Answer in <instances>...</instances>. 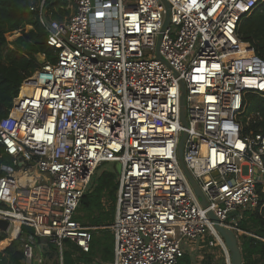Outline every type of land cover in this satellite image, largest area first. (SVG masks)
<instances>
[{
	"label": "built area",
	"instance_id": "1",
	"mask_svg": "<svg viewBox=\"0 0 264 264\" xmlns=\"http://www.w3.org/2000/svg\"><path fill=\"white\" fill-rule=\"evenodd\" d=\"M166 2L164 28L162 0H75L62 19L49 17L44 0L35 7L54 60L37 55L43 62L0 119L11 158L1 165L10 202L0 199V219L8 232L16 221L17 234L33 229L23 237V264L42 261L35 237L59 249L61 264L65 242L91 250L97 227L75 212L105 162L120 164L109 264H176L190 252L186 239L204 242L199 250L213 263L231 264L208 211L237 240L258 237L239 222L264 205V130L243 133L263 121L248 95L264 98V59L238 27L264 0ZM183 132L182 161L205 207L179 164Z\"/></svg>",
	"mask_w": 264,
	"mask_h": 264
},
{
	"label": "trees",
	"instance_id": "2",
	"mask_svg": "<svg viewBox=\"0 0 264 264\" xmlns=\"http://www.w3.org/2000/svg\"><path fill=\"white\" fill-rule=\"evenodd\" d=\"M40 1L42 0H0V119L10 111L22 80L39 66L37 55L44 53L46 60H54L53 47L46 42L47 30L40 23L35 9ZM69 3L70 0H44L43 6L51 16L62 19L71 14ZM26 26L30 28L26 30ZM13 31H19L20 34L8 43L5 34ZM238 33L240 39L250 43L255 53L264 59V3L242 18ZM248 97L250 103L255 101L253 111L260 113L263 121L250 122L244 127L243 133L250 129L264 130V98L255 93ZM10 163L11 158L4 153V147L0 143V178L4 175L1 165ZM112 164V168L95 173L75 212V218L82 224L97 227L92 230L91 250L81 253L75 245L70 244L71 250L63 251L62 264H75L79 260L88 263L96 259L105 264L112 259L113 237L108 226L114 216L119 172L117 164ZM103 200L112 203L109 210L103 208ZM79 212L83 215H79ZM247 217L251 225L243 219L239 226L259 238L243 236L238 240L242 264H264V205L258 206ZM18 225L15 224V228ZM25 233L33 234V229L22 226L20 235L15 239L13 238L17 233L14 229L9 231L8 237L5 232L0 231V248L4 247L0 249V264H23L22 243ZM35 241L40 242L41 238L35 237ZM48 246L58 254L53 243L48 241ZM57 263L59 264V260ZM176 264H191L189 256L185 254Z\"/></svg>",
	"mask_w": 264,
	"mask_h": 264
},
{
	"label": "water",
	"instance_id": "3",
	"mask_svg": "<svg viewBox=\"0 0 264 264\" xmlns=\"http://www.w3.org/2000/svg\"><path fill=\"white\" fill-rule=\"evenodd\" d=\"M162 2L164 3V6L166 8V13H165V21L163 23V28L168 24L169 22V4L166 2V0H162ZM156 56L159 57L158 54V44L156 47ZM39 63L43 62V59L38 57ZM181 84V95H180V99H179V109H180V116H181V121L183 122L184 125H186V118H185V100H184V94H185V87H184V83L180 82ZM185 137V133L183 132L180 141H179V147H178V159H179V164L182 168V170L185 172V174L188 177V180L190 182V184L192 185L195 194L200 198V203L203 207H205L206 201L204 199V196L198 186V183L195 181V179L190 175V173L188 172V170L186 169L183 161H182V141ZM117 166V165H116ZM120 170V169H119ZM207 215L209 216V218H211L214 222H215V228L216 230L220 233V235L222 236L224 243L230 253V259H231V264H242V256H241V251L238 245V240L235 236V234L233 233L232 230L222 227L221 225L218 224V219L214 216L212 211H208ZM9 229V222L6 219H0V231L2 232H6ZM19 236V233L16 235V237ZM4 248V247H3ZM34 264H38V260L35 259L34 260Z\"/></svg>",
	"mask_w": 264,
	"mask_h": 264
},
{
	"label": "rangeland",
	"instance_id": "4",
	"mask_svg": "<svg viewBox=\"0 0 264 264\" xmlns=\"http://www.w3.org/2000/svg\"><path fill=\"white\" fill-rule=\"evenodd\" d=\"M68 7H69V10H70V13H72L74 8H75V0H70V3L68 5ZM49 17L50 18H54L53 16H50V15H49ZM29 28H30L29 26L25 27L26 30L29 29ZM19 34H20V32H18V31H13V32L6 33L5 37H6L7 42L11 43V41H13ZM254 103H255V101L251 102V104L249 106V110H253ZM112 166H113L112 163L105 162L97 169L96 174L101 173V171H103V170H108L109 168H112ZM117 169L118 170L120 169V164L119 163H117ZM102 206H103L104 209L109 210L112 207V203H110L109 201L103 200ZM254 211L255 210H247V211H245V213L243 214L245 223L251 225V223L248 222L249 217H247V216L252 214ZM79 215H83V213L79 212ZM6 234H7V237L10 235L8 231H6ZM111 234H112V232H111ZM15 238H17V237L15 236L13 239H15ZM203 245H204V242L203 243L202 242L197 243V241H194V240H190V239H186L185 240L186 250L190 251L192 254H195V255L198 253V251H200L199 249H202ZM35 250H36V255L39 258H41V260H42L40 264H58L57 260H59V254L60 253L58 251V254H57L56 250L55 251L52 250L48 246V241L45 238H41L40 242H36L35 241ZM57 250H59V249H57ZM66 250H71L69 242H65L64 245H63L62 251L65 252ZM190 252H187L186 254H188ZM46 253H48V254H46ZM59 264H61L60 261H59Z\"/></svg>",
	"mask_w": 264,
	"mask_h": 264
},
{
	"label": "crops",
	"instance_id": "5",
	"mask_svg": "<svg viewBox=\"0 0 264 264\" xmlns=\"http://www.w3.org/2000/svg\"><path fill=\"white\" fill-rule=\"evenodd\" d=\"M1 249H3V247ZM199 252H201V251H198V253L196 255L195 254H192L191 252L187 254L189 256V258H190L191 264H197V263L198 264H204V263L215 264V263H213L211 261V256L205 255L204 254V251H202L201 253H199ZM110 261L109 262H105V264H109ZM95 262H97L98 264H104L101 261L99 262L98 259H96Z\"/></svg>",
	"mask_w": 264,
	"mask_h": 264
},
{
	"label": "bare ground",
	"instance_id": "6",
	"mask_svg": "<svg viewBox=\"0 0 264 264\" xmlns=\"http://www.w3.org/2000/svg\"><path fill=\"white\" fill-rule=\"evenodd\" d=\"M20 172H16L15 175L18 176L20 175ZM0 199H4L7 202H10V191L8 189H3L0 191ZM15 224H18V222L16 221L14 223V225L10 228V230L14 229V231L17 233L18 232V228H15Z\"/></svg>",
	"mask_w": 264,
	"mask_h": 264
}]
</instances>
